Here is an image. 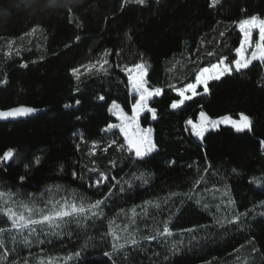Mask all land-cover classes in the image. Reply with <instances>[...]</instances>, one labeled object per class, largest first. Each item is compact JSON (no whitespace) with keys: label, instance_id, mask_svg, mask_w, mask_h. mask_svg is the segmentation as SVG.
Masks as SVG:
<instances>
[{"label":"trees","instance_id":"16d2710c","mask_svg":"<svg viewBox=\"0 0 264 264\" xmlns=\"http://www.w3.org/2000/svg\"><path fill=\"white\" fill-rule=\"evenodd\" d=\"M121 2L85 0L74 9L80 13L82 27L78 29L75 17L68 22L63 0L55 5L47 0H0V80L7 79L0 84V110L18 106L45 110L32 118L0 123V156L9 148L16 150L12 159L0 161V190L39 194L46 186L58 184L68 190L63 195L70 196L75 190L91 199L99 198L109 187L114 192L104 206V217L89 222L86 233L73 225L71 236L49 237L50 242L31 249L21 247L19 256H10L8 264L12 260L22 264L25 257L31 264H49V260L55 264H111L103 255L111 250V237L100 238L110 227L109 221H114L111 227L119 231L115 225L127 222L125 216L131 215L128 210L134 204L167 198L171 193L180 195L163 204L160 215L176 213L172 239L184 240L182 253L165 262L166 253L158 241H142L144 248L133 253L134 264H264V216L259 215L264 211L259 207L264 200V149L259 144L264 139V63L212 81L210 94L199 89L201 95L176 111L169 110L172 99L178 98L170 85L191 82L199 67L216 62L220 55L235 58L240 34L233 22L253 14L264 16V0H221L215 8L208 7L209 0H148L145 6L133 3L124 10ZM70 6L75 7L74 3ZM55 9L64 15H57ZM35 25L42 31L20 39ZM76 35L81 37L79 41ZM9 40L14 41L13 56L6 59L3 51ZM105 49L109 50L108 73L84 75L77 82L70 69L95 61ZM118 51L122 53L119 56ZM208 52L213 55L208 56ZM141 59L149 65V84L162 89L161 96L149 102L157 110L156 118L152 120L147 112L141 117L142 126L153 129L157 145L143 160L127 150H117L123 143L118 131H102L114 122L109 113L113 101L130 112L134 99L129 96L121 67ZM21 63L28 67L21 68ZM76 86L79 91H74ZM66 104L69 107L65 108ZM201 110L212 118L238 117L243 112L252 118L253 131L237 133L220 127L196 141L185 121L195 120ZM113 139L118 144L108 147ZM37 156L41 158L38 165ZM93 167L97 171H91ZM101 172L108 179L94 187ZM133 172H150L152 176L147 184L136 180L129 187L123 180L130 179ZM253 177L260 183H252ZM225 191L236 202L234 209L226 208ZM221 201L222 211L217 213L216 204ZM204 203L209 204L207 210ZM254 206L245 226H229L228 231L214 228L210 234L201 231L199 235L207 238L195 247L187 244L186 233H179L180 229L211 225L213 216H223L225 211L245 212ZM120 208L125 214L117 216ZM140 227L144 228V223ZM86 236L94 240L85 254L65 259L79 250ZM248 239L254 245L234 252ZM253 246L256 251H252ZM154 252L161 256H154Z\"/></svg>","mask_w":264,"mask_h":264},{"label":"snow or ice","instance_id":"6c2138e0","mask_svg":"<svg viewBox=\"0 0 264 264\" xmlns=\"http://www.w3.org/2000/svg\"><path fill=\"white\" fill-rule=\"evenodd\" d=\"M59 0H47L49 5H55ZM157 3L160 0H156ZM64 9L67 13L68 22L72 23L73 18L77 20L76 27L79 29L82 27V23L79 21L80 13L74 10L76 7L70 6L74 3V0H63ZM136 4L145 6L148 4V0H122L120 4L121 10L129 4ZM221 3V0H209L208 7L215 8ZM56 14L63 16L64 13L60 12V9H55ZM243 11V9H242ZM40 13L46 12L39 11ZM219 23V21L217 22ZM233 23L239 28L242 38L240 44L234 49L235 58L231 59L227 56L220 55L214 63H209L207 66L199 67L194 73V80L191 82H185L182 86L170 85L171 90L175 93V99H172L169 107L173 110L181 108L187 101L193 100L194 97L201 95L198 91L202 87L203 94H210V82L220 81L225 76H231L234 73H242L243 70L249 69V66L254 61H260L264 63V18L253 14L241 18ZM258 30L259 38L255 42V47L250 49V55H245L249 48L247 47L250 39L252 38L253 30ZM37 31H42L39 25L33 26L28 32L23 33L20 39L24 36H32ZM127 35V34H126ZM224 35L223 32L220 33ZM81 37L75 36V40L79 41ZM132 38L129 36L128 40ZM13 40L7 41V50L3 51V57L11 59L13 56ZM69 45H65L68 47ZM118 51L116 55H121ZM15 55L19 56V49L15 50ZM109 50L105 49L95 61H90L85 64L74 66L70 69L71 75L79 82L84 75L94 74H107L110 67L109 60L107 59ZM141 58L143 54L141 53ZM208 56H212V52L207 53ZM41 60L44 57L40 58ZM36 61H33L35 63ZM21 68H27L26 63L20 64ZM148 67L146 61L141 59L140 62H133L130 66L125 64L121 67L122 71H125L128 77V84L130 91L136 95L133 97L135 102L131 105V115L125 112L124 108L115 101L109 106V112L114 115L119 123H109L102 131H109L112 129H118L123 136V143H119L118 151L127 150L130 154L134 153L135 158L143 160L147 158L149 154L153 153L157 145L152 138V128H143L140 125L141 114L145 111L152 113L153 119L156 118L157 110L149 106V102L154 97L161 96V87H153L149 84V80L146 79L148 75ZM83 69V71H82ZM7 83V79L0 80V84ZM74 91H79V87L76 86ZM99 99L103 100L101 96ZM80 100H76V104H79ZM65 108L69 105H64ZM34 107L18 106L11 107L7 110H0V119H16L20 117H26L30 114L37 112ZM186 125L190 126L191 134L203 139L205 133L210 129H216L221 124L230 125L237 133L252 132L253 120L249 115L241 112L239 118L235 119L231 115H224L219 118H212L205 111L201 110L198 117L193 119H187ZM118 141L113 139L109 141L108 147L117 145ZM261 149H264V139L259 141ZM93 147H96V142H93ZM107 149H105L106 151ZM16 150L9 148L3 152L0 156V161H9L15 155ZM95 155V152L92 153ZM40 157L35 158V163H40ZM113 166H115L113 164ZM27 165L25 168L27 169ZM91 171L95 172L97 169L93 167ZM205 172L209 171V168L204 169ZM236 172V169H233ZM77 173L73 172V177H76ZM152 176L150 172H133L130 179L123 180V183L132 187V181L139 180L143 184L149 182V177ZM25 177L20 176V180L23 181ZM108 177L103 172L100 173L99 178L96 180L94 187L99 188L101 184L107 180ZM115 179V177H113ZM252 183L259 184L260 179L257 177L252 178ZM197 184L200 180L196 181ZM115 187V185H113ZM66 189L61 185L46 186L44 192L39 194H24L19 191L13 192L10 190H0V264H8L10 256H19V250L21 247L31 249L34 246L44 245L49 237L57 238L64 235L71 236V227L74 225L77 229L84 230L86 233L87 228L90 226L91 221L101 219L104 217V206L107 201L114 195L113 188L109 187L106 193H101L99 198L91 199L90 197L77 193L75 190H71V195H63ZM120 191H124L121 187ZM219 191V189H216ZM179 193H171L167 198H156L153 200H144L141 204H134L128 211L130 216H125L127 222L123 225H115L119 231H114L111 225L115 222L110 220V227L105 233H102L100 238L104 240L105 237H111L110 251H104L103 255L108 258L111 264H134L135 256L133 253L136 250L144 248L143 242L158 241L163 247L166 254L163 255V261L167 262L170 256L180 254L183 251L184 240L172 239L176 233L173 231V221L176 218V213L170 212L167 217H162L160 212L162 211V205L168 204L172 196H179ZM225 197H228L226 208L234 209L236 202L231 199L229 193L225 191L223 193ZM188 199H191L189 196ZM197 203L201 202L197 200ZM223 201L216 204V212L222 211ZM183 204V200H181ZM203 207L207 210L209 208L208 203H204ZM259 207L264 208V200L259 202ZM139 209V211H138ZM153 210H156L155 212ZM177 212L181 211L177 208ZM255 212V206L253 209H249L245 212L225 211L223 216H213V223L211 225H198L194 228L180 229L179 233L187 234V244L190 247L197 246L202 240L206 239V236H200L199 232L211 233L214 228H221L224 231H228L229 226L241 227L245 226V218ZM125 214V209L120 208L117 216ZM260 216H264V211L259 213ZM254 218V217H253ZM150 221V222H149ZM140 223H144V228L140 227ZM219 233H217L218 235ZM94 240L93 236H86V239L81 244L79 250L74 251L65 259H71L73 257L79 258L85 254L90 242ZM247 245H254V242L250 239L245 241V244L240 245V248L234 249V252H239ZM131 250V251H130ZM43 251V248H41ZM252 251H256L253 246ZM154 256H161L160 252H154ZM31 256V253H29ZM11 264H20L19 260H12ZM22 264H31V260L28 257L23 259ZM49 264H55V261L49 260ZM152 264H157L153 261Z\"/></svg>","mask_w":264,"mask_h":264},{"label":"rangeland","instance_id":"374dc122","mask_svg":"<svg viewBox=\"0 0 264 264\" xmlns=\"http://www.w3.org/2000/svg\"><path fill=\"white\" fill-rule=\"evenodd\" d=\"M261 18H264V16H262ZM237 30L239 31V28L237 27ZM239 34H240V39L242 38V34L240 33V31H239ZM258 38H259V33H258V30H253V33H252V38L250 39V41H249V44H248V48H249V51H247L246 53H245V55H250V49L251 48H254L255 47V42H256V40H258ZM239 44H240V41H239ZM239 46V45H238ZM260 61H254L253 62V64L254 63H259ZM251 66V65H250ZM124 74H125V77H126V80H127V85H128V93H129V96L130 97H134L136 94L134 93V92H132V91H130V87H129V84H128V77H127V74H126V72L124 71ZM199 89H202V87L201 88H199ZM198 89V90H199ZM160 97V96H159ZM154 98H158V97H154ZM153 99V98H152ZM134 102H135V100H134ZM133 102V103H134ZM111 105V104H110ZM150 106V105H149ZM169 110L170 111H176V110H178V109H175V110H173V109H171L170 107H169ZM147 111H145V112H143L142 114H141V117L143 116V114L144 113H146ZM200 112V111H199ZM199 112L197 113V115H196V118L198 117V115H199ZM110 114H111V116L113 117V119H114V122H112V123H119V121L117 120V118L114 116V115H112V113L111 112H109ZM147 113H150V112H147ZM129 115H131V110H130V112L128 113ZM151 114V119L153 120V117H152V113H150ZM141 117H140V125H141V127H143V128H149L150 126H142V124H141ZM233 118H235V119H238L239 118V116L238 117H233ZM186 124V123H185ZM188 126V125H187ZM189 127V130H190V133H191V128H190V126H188ZM220 127H228V128H231V126L230 125H225V124H221V125H219V127L218 128H220ZM106 128V127H105ZM104 128V129H105ZM151 128V127H150ZM218 128H216V129H218ZM216 129H210L209 131H213V130H216ZM232 130H234L233 128H231ZM114 130H116V131H118L119 132V130L118 129H112V130H109V131H106V132H110V131H114ZM235 131V130H234ZM105 132V131H104ZM236 132V131H235ZM120 133V132H119ZM120 135H121V137H122V139H123V136H122V134L120 133ZM191 137H192V139H194V140H196V141H200L201 140V138H198V137H196V136H194V135H192L191 134ZM133 154V156H134V153H132ZM134 158H135V156H134ZM136 159H138V158H136Z\"/></svg>","mask_w":264,"mask_h":264},{"label":"water","instance_id":"95a60500","mask_svg":"<svg viewBox=\"0 0 264 264\" xmlns=\"http://www.w3.org/2000/svg\"><path fill=\"white\" fill-rule=\"evenodd\" d=\"M45 110H38L37 112L30 114L29 116L26 117H20V118H16V119H12V118H8V119H0V123H7V122H16V121H20L26 118H32L37 116L38 114L44 113Z\"/></svg>","mask_w":264,"mask_h":264},{"label":"clouds","instance_id":"9594fccd","mask_svg":"<svg viewBox=\"0 0 264 264\" xmlns=\"http://www.w3.org/2000/svg\"><path fill=\"white\" fill-rule=\"evenodd\" d=\"M83 3H85V0H74L75 7L79 6V5H82Z\"/></svg>","mask_w":264,"mask_h":264}]
</instances>
